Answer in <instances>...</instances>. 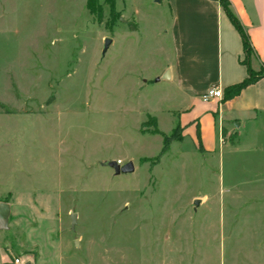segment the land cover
<instances>
[{"label":"rangeland","instance_id":"374dc122","mask_svg":"<svg viewBox=\"0 0 264 264\" xmlns=\"http://www.w3.org/2000/svg\"><path fill=\"white\" fill-rule=\"evenodd\" d=\"M170 26L165 0H115L112 19L104 0H0L13 245L61 264H264V120L215 129L207 151L177 128Z\"/></svg>","mask_w":264,"mask_h":264},{"label":"crops","instance_id":"0c3cea01","mask_svg":"<svg viewBox=\"0 0 264 264\" xmlns=\"http://www.w3.org/2000/svg\"><path fill=\"white\" fill-rule=\"evenodd\" d=\"M228 2L253 49L250 68L258 72L264 67V0ZM165 3L170 12V36L175 51L174 64L167 66L170 75L168 81L176 88L182 101L189 103L177 128L195 129L197 142L202 146V143L207 145V149L203 146L207 151L211 149L209 139L212 135L214 137L215 129L222 134L228 126L239 129L247 122L255 123L258 120L261 123V119L264 120V76L242 89L237 96L225 99L226 89L247 77L243 43L238 31L218 1L165 0ZM163 73L164 70L160 75ZM211 86H218L223 98L201 105L200 96ZM8 225L9 218L7 229H0V264L16 257L22 259L24 264L63 262L60 256H52L51 260L45 261L40 242L29 247L13 245L15 238L11 233L4 235L9 229ZM28 240L32 242V238L28 237Z\"/></svg>","mask_w":264,"mask_h":264},{"label":"trees","instance_id":"16d2710c","mask_svg":"<svg viewBox=\"0 0 264 264\" xmlns=\"http://www.w3.org/2000/svg\"><path fill=\"white\" fill-rule=\"evenodd\" d=\"M214 1H218L220 3L225 14L227 15V17L231 21L232 25L235 27V29L239 33V35L242 39L243 50H244V61H243V63L247 67V77L241 83L234 85V86H231V87L226 89L225 99H230V98L237 96L242 89L254 84L260 78H262L264 76V67L261 68L258 72L252 71V69L250 68L249 61L254 56V53H253V49L251 47V44H250V41H249V38H248L246 32L244 31L239 20L235 16V13L233 12L231 5L228 2V0H214ZM104 2L109 6V8L111 10V19L114 18L115 0H104ZM89 9H90V7H89ZM135 28L136 27L133 26V29H135ZM168 140H169L168 138H164L162 153L165 152V150L167 149Z\"/></svg>","mask_w":264,"mask_h":264},{"label":"water","instance_id":"95a60500","mask_svg":"<svg viewBox=\"0 0 264 264\" xmlns=\"http://www.w3.org/2000/svg\"><path fill=\"white\" fill-rule=\"evenodd\" d=\"M111 41L109 39L104 40V52L108 48ZM170 75L169 71H166L164 75L161 77L162 80H169ZM159 79H157L158 81ZM104 167H108L112 169L115 176L120 174H128L133 172V165L132 163H126L123 166H120L117 162H106L103 164ZM199 204V201H194L193 206L196 207ZM10 215V207L7 203L0 202V229L6 230L7 229V223L8 218ZM72 225L75 224V217L72 215ZM25 264H30L29 262H26Z\"/></svg>","mask_w":264,"mask_h":264},{"label":"built area","instance_id":"2783aa9c","mask_svg":"<svg viewBox=\"0 0 264 264\" xmlns=\"http://www.w3.org/2000/svg\"><path fill=\"white\" fill-rule=\"evenodd\" d=\"M223 98L222 90L218 86H211L205 93L200 96V99L204 103L211 102L213 100H221ZM2 264H24V262L16 257L11 258Z\"/></svg>","mask_w":264,"mask_h":264}]
</instances>
